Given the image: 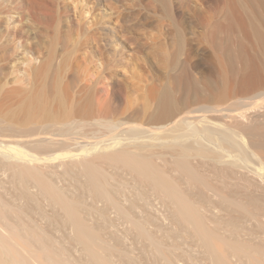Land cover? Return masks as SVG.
Here are the masks:
<instances>
[{"label":"bare ground","instance_id":"obj_1","mask_svg":"<svg viewBox=\"0 0 264 264\" xmlns=\"http://www.w3.org/2000/svg\"><path fill=\"white\" fill-rule=\"evenodd\" d=\"M199 1L212 18L197 20L202 26L197 42L205 45L199 49L198 61L192 60V45L186 41L170 53L162 43L156 59L161 72L166 70L162 73L165 82L152 77L155 81L137 104L124 103L125 111L111 108L103 99L112 93L101 95L100 79L94 78L91 69L85 70L77 97L70 82L53 84L52 91L62 102L74 103L73 115L79 119L64 124L62 132L83 125L93 133H117L134 141L133 145L81 161L79 175L72 177L82 185L75 187L78 193H68V187L56 184L57 179L37 168L10 163L14 166L9 176L20 185L16 187H21L24 195L27 192L25 196H30L31 188L38 189L51 202L57 211L53 221L71 230L72 239L82 247L83 260L89 264H115V247L103 235L114 226L109 219L112 213L173 264L176 255L172 249H166L165 242L150 230L164 228L153 215L155 209L169 221L168 229L175 228L180 239L194 242L210 264H264V179L259 180L248 165L264 169V135L258 132L263 119L250 122L253 115L248 114L252 107L264 105V0ZM159 4L175 17L192 15L189 9L180 12L175 0ZM180 23L177 20L175 28L182 34ZM178 53L183 56L179 58ZM113 84L116 81L110 80ZM259 89L262 94H258ZM59 108L57 103L55 111ZM95 115L101 118L90 120ZM245 119L250 124H245ZM146 138L160 143H135ZM226 153L237 160H227L230 156ZM66 169L64 173L72 174ZM27 197H23L26 202ZM221 211L231 215L227 218L230 223L233 217H243L252 228L243 230L226 220L230 224L226 229L218 216ZM26 212L1 199L0 264H75L60 240L50 236L44 226L36 221L33 226L28 225L32 221L26 223ZM126 255L120 253L125 259Z\"/></svg>","mask_w":264,"mask_h":264},{"label":"rangeland","instance_id":"obj_2","mask_svg":"<svg viewBox=\"0 0 264 264\" xmlns=\"http://www.w3.org/2000/svg\"><path fill=\"white\" fill-rule=\"evenodd\" d=\"M163 1L0 0V201L3 198V201L14 207L27 210L24 219L29 220L25 219L26 223L32 221L28 225L33 226L36 221L40 226H44L50 236L60 240L70 261L75 264L89 263L83 260L82 247L72 239L71 230L59 227V221L54 222L57 219L54 217L57 211H54L55 208L46 197L40 195L38 189L31 188L32 197L27 195L28 199L25 196L28 193L24 195L23 189L16 187L18 185L10 177L13 173L10 168L14 165L37 168L47 177L57 179L56 184L68 187V193L73 194L77 191L75 187L82 186L80 182L72 179L79 175L81 161L95 159L102 153L133 145L134 141L125 136L117 133H93L83 125L76 126L70 132H62L64 124H72L79 119L73 115L74 103L62 102L60 95H55L52 88L54 83L70 82L73 95L77 97L83 85L84 72L91 69L92 73H95L94 78L100 79L101 95L112 93L111 97L103 99L108 101L111 108L125 111L124 103L137 104V100L141 99L155 79L162 78L161 82H165L162 73H166V70L162 69L161 72L156 59V54L162 49V43L166 44V50L170 53L179 46L181 48L183 41H186L192 45V60L198 61L199 49L205 45L197 42L202 31V26L197 20L211 19L212 15L204 10L199 0H175L180 12L187 13L185 11L189 9L192 14L175 17L159 6ZM191 17L197 19L193 21ZM177 20L181 22L182 34L176 31ZM180 53L179 58L183 56ZM110 80L116 81L115 86L110 85ZM262 88L264 93V87ZM261 90H258V94H262ZM256 93L257 91L253 95ZM57 103L60 104L58 112L55 111ZM259 107L256 109L254 106V110L252 107L248 114L253 115L250 122L253 119L259 123L263 119V122L259 123L258 132L264 135V128L261 127L264 123V105ZM99 118L100 115H95L90 120ZM248 121L243 120L245 124H250ZM136 142L160 143L149 138L138 139ZM224 155L230 156L227 160H237L231 153ZM5 163L7 166L10 163L14 165L7 167ZM248 165L256 177L263 181L264 169L260 170L263 166L259 168L260 165ZM66 168L71 170L73 176L64 173ZM21 194L23 196L20 197ZM23 197H27V202ZM28 205H31V210L32 206L35 210H28ZM38 205L40 212L36 211ZM157 210L153 211V215L155 218L159 217L160 221L156 220L158 223L162 222L159 225L164 228L150 227V230L152 229L156 239L165 242L166 249H172L176 255L173 264H194L195 261V264L209 263L208 258H204V252H201L203 250L198 251L194 242L180 239L175 228L172 229L173 232L169 230V221L164 219L161 210ZM228 215L222 211L218 213L221 224L224 223L226 229H229L230 224L237 225L240 229L242 227L243 230L252 228L251 222L243 217H233V222L230 223L228 219L232 217ZM48 217L54 221L50 222ZM109 219L113 221L114 226L104 230L103 235L105 234L108 244L115 247L116 255L112 259L115 264H170L165 256H160L153 250L149 241L141 239L136 231L128 227L129 224L119 215L112 213ZM174 231H177L176 235ZM162 232L169 234L164 235ZM173 239L175 240L172 241ZM175 242L179 244L176 245ZM120 253L127 254L129 258L123 259ZM190 254L202 260H196ZM184 255H190L193 260L184 258Z\"/></svg>","mask_w":264,"mask_h":264}]
</instances>
